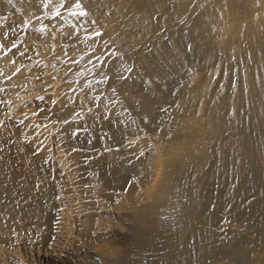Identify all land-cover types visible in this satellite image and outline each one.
Here are the masks:
<instances>
[{
  "label": "bare ground",
  "instance_id": "obj_1",
  "mask_svg": "<svg viewBox=\"0 0 264 264\" xmlns=\"http://www.w3.org/2000/svg\"><path fill=\"white\" fill-rule=\"evenodd\" d=\"M0 65L72 147L63 184L86 170L132 218L138 259L80 264H264V0H0ZM10 110L0 137L28 125ZM92 215L74 214L85 236Z\"/></svg>",
  "mask_w": 264,
  "mask_h": 264
},
{
  "label": "rangeland",
  "instance_id": "obj_2",
  "mask_svg": "<svg viewBox=\"0 0 264 264\" xmlns=\"http://www.w3.org/2000/svg\"><path fill=\"white\" fill-rule=\"evenodd\" d=\"M2 42L7 46V50L11 51V49H8L11 48L10 45L8 43L7 45L5 43L6 41ZM13 56H15L14 58L17 63H22V58L18 60L20 53L15 52ZM0 67L2 68L4 66L0 65ZM1 68L0 116L6 114L13 105V110L12 108L11 110L19 114L18 116H25L26 121L28 122L29 120V122L27 123V127L24 128L11 122H5L4 130L6 133L4 137L6 136L7 138L3 136L0 137V151H3L6 157L8 151V159L11 160L12 164L15 162V165L13 164V169H15L16 177H19V179L24 177L28 183L24 188H21V184L19 185L17 182L12 183L6 177L5 173L2 172V165L0 164V247L7 249L11 256H6L4 253L0 252L3 254L2 256L0 254V262L4 264H13V259L20 258L26 264H80L97 259L99 257L97 252L104 250L120 258L138 259V247L131 237V226L133 221L127 213V208L123 206V198L117 195L113 196V194H109L108 196L100 194L97 196L99 183L89 178V174L86 170L75 173L76 178L73 179L74 181L72 184H63L56 162L57 160L61 162L65 161V158L68 159L71 155L72 147L70 145L66 146L67 144H65L58 135H55L56 131L49 129L50 120L45 118L46 115L43 113L44 117L42 114H39V111L41 113L42 110L39 109L41 106L37 103L38 101L35 97H31L29 100L19 99V97L26 94L27 91L22 89L23 87L18 81L15 82L14 79H9L10 76H7V73L4 76L3 72L5 74V70L2 71ZM5 77H7L9 81H7ZM1 78H4V80ZM20 86L22 88H20ZM5 102L8 106H5ZM10 102L12 104H10ZM37 109H39V111H37ZM28 116L30 117L28 118ZM44 118L48 120L46 123H44ZM29 123L31 124L30 127ZM45 124H48L47 129L45 128ZM27 128L28 134H26L27 131H24V129L26 130ZM45 130H47L48 133ZM49 132L50 136H48ZM20 133L23 134L21 135ZM27 135H29L30 138ZM22 136H24L23 138H25L27 142H24L23 139L22 142L24 145L19 144L21 143ZM52 137L54 139H52ZM27 138H29V140ZM30 140H32V142ZM20 146L24 148V150H22ZM35 148L39 150V152L36 151ZM62 149H67V151H63ZM41 150L43 152H41ZM19 151H25V155L21 154L23 152L20 153ZM36 154H39L38 158L35 156ZM58 154L60 156L64 155L62 156L63 158H60ZM67 155L68 157H66ZM54 158L59 159L55 160ZM39 159H41V161ZM48 161L51 163L49 164ZM47 162L48 165H45ZM23 163L28 166L26 170L22 168L24 167ZM63 163L69 166L70 161L68 159V161ZM18 167H20V171ZM69 169L71 170V167H68V172L71 173ZM124 184L123 185L126 186L127 183ZM2 190L5 191L4 194H1ZM84 207H86L89 213H94V215H92V225L100 227L98 229L99 231L97 230L96 237L94 234L92 236H85L84 226H81L85 221L76 220L74 217V214ZM55 215L62 216L63 218L61 219L63 221V228L62 230L59 229L58 232L48 225V218ZM89 245L95 246L96 251H88L87 246ZM47 253L48 255H46ZM52 253H56L57 256ZM57 257L59 259H57Z\"/></svg>",
  "mask_w": 264,
  "mask_h": 264
},
{
  "label": "snow or ice",
  "instance_id": "obj_3",
  "mask_svg": "<svg viewBox=\"0 0 264 264\" xmlns=\"http://www.w3.org/2000/svg\"><path fill=\"white\" fill-rule=\"evenodd\" d=\"M73 14H75V13H73ZM84 14H85V13H81V15H84ZM54 15H59V12H58V11L55 12ZM13 47H15V45H13Z\"/></svg>",
  "mask_w": 264,
  "mask_h": 264
}]
</instances>
